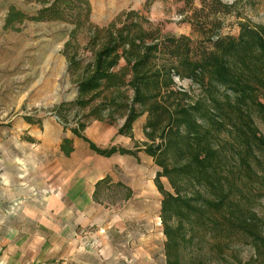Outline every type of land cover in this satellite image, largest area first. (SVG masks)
I'll return each mask as SVG.
<instances>
[{"label":"trees","instance_id":"1","mask_svg":"<svg viewBox=\"0 0 264 264\" xmlns=\"http://www.w3.org/2000/svg\"><path fill=\"white\" fill-rule=\"evenodd\" d=\"M182 1L183 20L198 40L165 33L140 10L125 8L104 25L86 26L84 60L71 31L63 53L77 78L71 105L83 113L70 130L98 155L151 157L161 194V264H264L257 209L264 198V24L243 19L236 35L223 34L220 16L236 0ZM24 20L36 16L10 5L4 26ZM142 115L144 138L135 140ZM117 119L118 134L134 140L133 148L101 147L82 134L90 120ZM60 150H73L69 138Z\"/></svg>","mask_w":264,"mask_h":264},{"label":"rangeland","instance_id":"2","mask_svg":"<svg viewBox=\"0 0 264 264\" xmlns=\"http://www.w3.org/2000/svg\"><path fill=\"white\" fill-rule=\"evenodd\" d=\"M223 1L230 3L234 0ZM10 5L36 16V20H24L15 24L14 28H6L4 18ZM195 5L198 3L195 2ZM125 8L140 10L165 33L187 34L193 40H198V35L191 30L189 23L183 20L185 7L182 0H0V153L19 158L3 160L11 163V168L15 169L16 182L23 178L30 179V182L37 181L40 171H44L39 169L40 163H47V175L52 174L49 163L51 156L57 151L56 139L60 136V129L62 128V135L69 133L70 127L76 125L83 113L82 110L77 112V108L71 105L77 93V78L68 69L63 53L64 43L71 31L76 30V49L84 60L88 59L90 53L85 48L88 40L86 26L104 25ZM220 17L221 33L236 35L239 20L264 24V0H236L232 12ZM176 81L179 85L188 87L186 80ZM144 121L145 115H142L133 124L135 140L144 138ZM12 122L15 126L13 133L6 127H10ZM121 123L122 119H117L114 126ZM93 141L101 147H108L114 142L113 139ZM125 143V140L122 141V144ZM127 145L133 147L134 140H128ZM141 155L139 164L143 180H148L156 166L151 159H146L144 152ZM124 166L129 178L132 167L128 158H124ZM19 167H23L24 171ZM161 180L168 187L167 180ZM38 195L33 189L23 193L17 183L14 190L1 192L0 198L9 201L12 207L9 208L8 222L3 220L0 223V231H6L4 228L7 224H14L15 228L24 226L25 230L29 225L34 228L37 220L28 218L26 214L31 215L38 208L30 206L26 209L18 202L22 198L38 199ZM127 195L124 185H102L99 191L100 198L106 202L123 199ZM159 199L160 193L156 198L153 197L150 207V224L153 230L143 239L151 246L152 264L163 262L164 235L158 218L159 208L156 207ZM257 209L264 217V198ZM86 235L81 234L84 250L89 243L97 244V240L87 241ZM76 242L78 241H71L70 249Z\"/></svg>","mask_w":264,"mask_h":264},{"label":"crops","instance_id":"3","mask_svg":"<svg viewBox=\"0 0 264 264\" xmlns=\"http://www.w3.org/2000/svg\"><path fill=\"white\" fill-rule=\"evenodd\" d=\"M10 125L6 127L13 133L14 123ZM82 134L91 141L113 139L111 145L133 148L127 145L131 138L118 134L114 125L94 120ZM63 137L72 142L73 150L68 154L60 150ZM124 140L126 143L122 144ZM56 146L49 163L52 174L47 175V163H40L39 169L44 171L33 182L27 178L16 182L15 169L3 160L19 158L0 153V194L14 190L16 183L23 193L31 189L39 193L38 199L22 198L18 202L26 209L38 208L37 212L26 214L37 220L34 228L29 225L25 230L24 226L15 228L14 224H7L6 231H0V264H152L151 246L143 239L153 230L150 207L159 193L153 182L157 167L148 180H143L139 164L142 151L101 156L71 130L62 135V128ZM145 157L151 159L146 154ZM124 158L132 167L129 178ZM22 168L19 167L24 171ZM113 184L124 185L128 195L112 202L102 200V185ZM159 203L160 199L157 208ZM11 207L9 201L0 198V223L8 222ZM82 233L87 234V241L97 240V244L89 243L84 250ZM72 240L78 242L70 249Z\"/></svg>","mask_w":264,"mask_h":264}]
</instances>
